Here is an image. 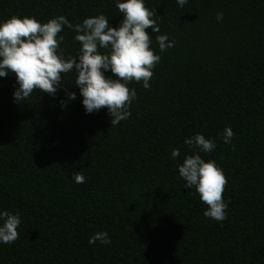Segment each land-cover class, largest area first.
<instances>
[{
  "label": "trees",
  "instance_id": "16d2710c",
  "mask_svg": "<svg viewBox=\"0 0 264 264\" xmlns=\"http://www.w3.org/2000/svg\"><path fill=\"white\" fill-rule=\"evenodd\" d=\"M144 2L160 17L159 33L145 31L161 59L149 89L128 85L137 98L118 125L105 108L85 114L72 74L54 97L36 90L18 103L14 74L0 78V209L20 214L0 264H264V0ZM99 13L113 27L121 19L113 0H0V20L63 15L75 24ZM159 34L175 46L159 53ZM59 35L75 55V33ZM196 133L216 143L200 155L227 181L222 222L203 216L207 206L176 169ZM98 231L111 242L90 245Z\"/></svg>",
  "mask_w": 264,
  "mask_h": 264
},
{
  "label": "clouds",
  "instance_id": "9594fccd",
  "mask_svg": "<svg viewBox=\"0 0 264 264\" xmlns=\"http://www.w3.org/2000/svg\"><path fill=\"white\" fill-rule=\"evenodd\" d=\"M113 3L121 17L115 27L103 13L75 24L63 15L46 22L17 15L0 20V78L14 74V102L29 98L36 90L54 97L63 88L64 77L72 74L85 114L105 108L113 127L127 120L131 115L130 105L137 98L136 90L128 85L137 82L145 90L149 89L153 69L161 59L150 47L151 35L145 31L159 33L160 17L154 9L145 6L144 0H113ZM175 3L183 8L188 0H175ZM65 27L75 33L73 39L79 44L75 55L66 56L59 47L64 42V36L59 33ZM155 41L159 53L175 46V40H170L167 34L156 35ZM64 91L66 100L76 98V92ZM233 136L231 128L225 126L220 138L225 145H230ZM183 144L195 151L176 164L178 175L184 181L182 187L189 192L194 190L207 206L202 213L204 217L222 222L228 206L222 198L227 181L214 160L206 161L200 155L211 153L216 143L196 133L184 139ZM179 156V148H172L170 159ZM71 179L75 183L85 182L79 171H74ZM19 225L18 212L0 209V244L16 241ZM95 242L107 245L111 241L107 232L98 231L88 239L90 245Z\"/></svg>",
  "mask_w": 264,
  "mask_h": 264
}]
</instances>
